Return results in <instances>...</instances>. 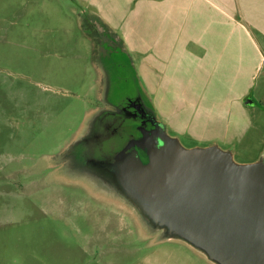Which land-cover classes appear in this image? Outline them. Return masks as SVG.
Here are the masks:
<instances>
[{
  "label": "rangeland",
  "instance_id": "obj_1",
  "mask_svg": "<svg viewBox=\"0 0 264 264\" xmlns=\"http://www.w3.org/2000/svg\"><path fill=\"white\" fill-rule=\"evenodd\" d=\"M84 10L74 0H0V264H214L168 240L113 180L68 155L105 106L104 81L141 90L129 55ZM106 42L115 45L97 47ZM257 96L240 164L264 154Z\"/></svg>",
  "mask_w": 264,
  "mask_h": 264
},
{
  "label": "crops",
  "instance_id": "obj_2",
  "mask_svg": "<svg viewBox=\"0 0 264 264\" xmlns=\"http://www.w3.org/2000/svg\"><path fill=\"white\" fill-rule=\"evenodd\" d=\"M74 1L124 48L167 128L243 153L264 101V0Z\"/></svg>",
  "mask_w": 264,
  "mask_h": 264
},
{
  "label": "water",
  "instance_id": "obj_3",
  "mask_svg": "<svg viewBox=\"0 0 264 264\" xmlns=\"http://www.w3.org/2000/svg\"><path fill=\"white\" fill-rule=\"evenodd\" d=\"M154 114L152 162L131 152L98 168L168 240L214 264H264V157L240 164L218 144L187 148Z\"/></svg>",
  "mask_w": 264,
  "mask_h": 264
},
{
  "label": "flooded vegetation",
  "instance_id": "obj_4",
  "mask_svg": "<svg viewBox=\"0 0 264 264\" xmlns=\"http://www.w3.org/2000/svg\"><path fill=\"white\" fill-rule=\"evenodd\" d=\"M111 40L116 41L111 38L109 42ZM109 42L98 44L97 47L101 49L104 45H115ZM106 77L109 75L106 74ZM124 82L129 86L124 91L114 79L109 80V83L103 82L105 106L88 125L86 135L68 149V155L81 160L91 172L106 178L110 176L98 168L101 164L115 165L131 152H136L145 165L155 158L156 130L151 122L154 111L146 103L149 99L142 89L134 84L132 86L128 79ZM116 90L119 96L114 98Z\"/></svg>",
  "mask_w": 264,
  "mask_h": 264
}]
</instances>
